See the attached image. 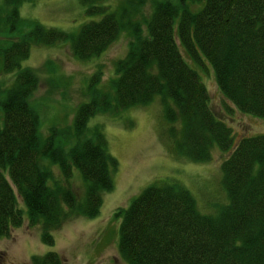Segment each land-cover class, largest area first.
Masks as SVG:
<instances>
[{"label": "trees", "instance_id": "16d2710c", "mask_svg": "<svg viewBox=\"0 0 264 264\" xmlns=\"http://www.w3.org/2000/svg\"><path fill=\"white\" fill-rule=\"evenodd\" d=\"M22 1L6 0L11 12L2 17L8 31L19 33L0 42V72L16 69L0 88V236L23 221L17 196L27 225L39 224L48 244L65 218L94 216L101 191L112 188L118 161L106 149L103 130L93 125L87 133V119L156 95L170 122L161 136L171 153L206 161L213 144L228 151L220 162L228 201L203 213L179 181L157 177L116 209L118 254L126 264H264V133L234 138L182 53L198 64L204 57L220 92L240 111L264 118V0H148L146 13L147 0H80L86 12L100 16L72 31L20 17ZM120 32L129 35L127 49L107 81L101 68L89 73L83 91L88 100L76 104L66 126L52 121L41 133V112L31 101L38 72L20 66L30 45L67 42L75 58L88 60ZM74 165L86 182L82 196L70 182ZM30 258V264L63 260L49 249Z\"/></svg>", "mask_w": 264, "mask_h": 264}, {"label": "rangeland", "instance_id": "374dc122", "mask_svg": "<svg viewBox=\"0 0 264 264\" xmlns=\"http://www.w3.org/2000/svg\"><path fill=\"white\" fill-rule=\"evenodd\" d=\"M108 1L114 4L117 0ZM149 3L147 0L144 13L149 9ZM17 9L20 17L36 18L43 25L70 31L76 30L78 24L86 19L100 16L98 12H86V6L80 0H23ZM10 12L9 2L0 0V42L14 39L19 33L15 28L6 29L8 24L2 17ZM118 35L105 50L88 60L75 58L67 42L30 45L29 53L20 60V66L29 65L38 72V84L31 101L37 102L41 112V133H47L52 121L60 123L58 127L66 126L76 104L88 100L83 91L89 73L101 68L102 82L107 81L114 70V60L127 49L129 35L122 32ZM182 53L206 84L213 113L231 125L234 138L264 133V118L240 111L220 92L215 73L204 57L199 59L201 64H198L184 51ZM15 70L0 72V88L10 82ZM162 110L155 95L151 101L140 106L91 114L87 119V133L93 125L103 130L108 141L106 149L118 161L111 170L112 188L101 191V205L94 216L76 214L65 218L60 227L51 230L54 237L51 244L42 242L39 224L27 225L26 206L17 196L16 205L23 208V221L18 226H12L8 235L0 236V264H30L31 254H41L48 249L59 252L62 264H126L117 252L121 214H117L116 209L128 205L146 184L167 174L171 181H179L182 187L190 190L196 207L203 213L217 212L219 206L228 201L221 181L220 165L228 151L222 152L218 145L213 144L209 153L211 157L206 161L174 155L161 136L170 124ZM71 170L72 188L82 196L86 182L75 165Z\"/></svg>", "mask_w": 264, "mask_h": 264}]
</instances>
